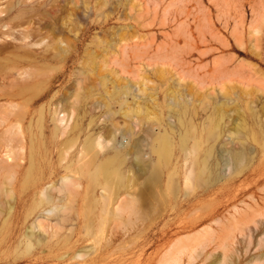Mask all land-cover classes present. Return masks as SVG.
I'll use <instances>...</instances> for the list:
<instances>
[{
  "label": "rangeland",
  "instance_id": "obj_1",
  "mask_svg": "<svg viewBox=\"0 0 264 264\" xmlns=\"http://www.w3.org/2000/svg\"><path fill=\"white\" fill-rule=\"evenodd\" d=\"M0 19V119L24 116L33 162L0 196L8 260L54 263L42 245L25 256L32 220L21 221L43 183L68 175L79 188L50 193L73 220L58 233L43 222L47 242L72 227V250L83 252L102 227L119 239L100 264H264V0H0ZM104 163L120 183L104 181ZM106 183L118 196L111 213L101 212Z\"/></svg>",
  "mask_w": 264,
  "mask_h": 264
},
{
  "label": "bare ground",
  "instance_id": "obj_2",
  "mask_svg": "<svg viewBox=\"0 0 264 264\" xmlns=\"http://www.w3.org/2000/svg\"><path fill=\"white\" fill-rule=\"evenodd\" d=\"M0 21H2V19H0ZM3 35H6V34L3 33ZM1 52H4V48H0V53ZM3 71H5V70H3ZM21 74L22 73H20V72L16 73L17 76H20ZM7 78H9V75H6V74H4V77H2V79H4V80ZM22 89H23L22 86H18V91H19L18 95L21 94ZM51 122L53 125V129L55 131H60V130H61V132L64 131L65 124H63V122H64L63 119H61L59 117V112L57 111V109H53V112L51 113ZM0 128L1 129L4 128V130L0 133V140L3 142L1 147H0V196L3 195V196H6L7 198L8 197L10 198V196L12 195V191H13L12 187H14V185L17 184L19 181H21L24 177L23 171L25 168L27 157H28V161H29V166L26 170V176H28L33 162H32V156L30 154V151L28 153V156L26 155L27 146H26V142H25L26 130H25V126H24V116L21 114H18L16 119H15V122L13 124L10 123V121L7 120L6 118H1L0 119ZM160 141H159V143H160ZM126 145H128L127 141H125L124 143L122 142L120 144V147L125 148ZM158 149H159V155L160 156L161 155L163 157L167 156L169 149H168V144L165 141V138L162 139V142H161L160 146H158ZM193 149L196 150V148H193ZM242 159H243L242 153H237L234 156H230V160L234 164L239 163ZM203 170H204V168L202 170H200L201 175L204 172ZM99 172L102 174L104 181H107L108 184L111 180H115L116 183H120L117 180V178H118L117 168H114L112 166V163L102 164L99 167ZM51 174H52V171L49 172L48 174L41 175L39 177V182L43 183L44 180H46V179L49 180V176H51ZM46 176H48V177L45 178ZM88 177L90 180L94 179V177H92L91 175H89ZM151 180L153 181V184L158 181L155 172L151 175ZM186 180H187L186 182L188 183V181L190 180L189 176L186 177ZM45 183L42 184L41 189L39 191L34 192V195L38 196V197H37V199L34 200L35 201L33 203L34 205H32L29 213H27V215L25 214L22 221H21L22 224H25L27 220H32L31 224L27 228V231L24 235V237H26V244H25V249H24L25 256L31 257L32 252L35 251V249H37V248L40 249V248H42V246H44L42 249H43V251L47 252V255L49 256V260H50V262H54L53 264H71L72 260L77 259V258H82L86 255L87 256L93 255V257L90 258V261H89L90 264H100L102 262H105V260L107 259L108 253L110 252V249L113 247L114 243L119 239V234L115 232V234L113 233V235L111 237L106 239V236L104 235V233L101 232V230H102L101 224H102V222H104L103 219H101V224H100L101 230L99 229V232H98L99 235L97 234V237L96 236L93 237L94 239L96 238L94 240V241H96V242H94V244L96 246L95 245L91 246V248L86 250V251H83V252L78 251V252H80V253H78V252H76V251L74 252L72 250L73 249V243L71 242V232H72L71 229H72V227H70L68 229V231L70 233H67L62 238L61 242H59L58 240H57V242L45 241V237H43V236L46 235V234H44L46 232H44L41 229V228H44V227H41L43 222L52 223V225L55 227L54 231L58 233L59 229L60 230L63 229L62 227H64L63 224L65 222L73 220V219H71V216H70L71 220H69L67 218V216L66 217L62 216V212L68 208H66L67 207L66 205L59 206L58 204H56L55 200H54L55 198L53 196H51L50 192L53 191V189H56L58 194H61V193L65 194V191H66L65 188H67L68 186H72V188H79V184L74 183L71 180V178L68 177V175H63L59 179V184H58L57 188H56V186H54L53 183L48 184L47 187H45ZM107 183H106V185H103L100 188V195H101L100 200L103 203V207L101 209L102 210L101 212L109 211L111 213V210H110L111 203H113L114 198L116 200L118 196H117V194H115L116 196L113 194V196H115V197L112 196V198H113L112 199L109 196L110 194L108 196L106 195L105 192H106V190H108ZM245 183H246V180L244 181L243 184H245ZM107 192H109V191H107ZM231 192L228 194V197L230 198V201L232 203H234V200L237 198V196L240 193H244L245 189L242 187L241 189L235 190L236 193H234V192L231 193ZM86 194H88V193L85 192V196H86ZM127 195L129 197V194H127ZM86 198H88V197H86ZM57 199L60 201L59 198H57ZM130 199H132V201H134L133 197H130ZM124 200L125 199L122 200V203L123 202L125 203ZM0 203L2 205V201ZM130 203H132V202H130ZM9 204L11 206V203H9ZM119 205L120 204L118 203V205L114 208V211L118 210V212H119V210H120ZM8 209H9V211L11 210L10 207ZM2 211H1V213H2ZM232 211H233V214L238 215V217H241L242 211H240L236 206H233ZM243 211H244V209H243ZM114 213L116 215V212H114ZM244 214H245V211H244ZM244 214H243V216H244ZM72 218H74V217H72ZM5 221H6V219H5ZM86 225L88 227H90L89 225H91V224L88 223ZM86 225L84 227L88 228ZM37 228H38V230L41 229L43 234L39 230L41 234L38 232L40 235L38 233H37L38 235H36L34 230ZM57 228H58V230H57ZM88 232H89V230H88ZM87 233H86V235H89L90 232L88 234ZM55 235H56V233H54V236ZM51 239H53V236L51 237ZM101 241H104L105 244L104 243L101 244ZM16 250H17V248L14 251L15 254L17 253ZM16 261H18V260H13V261L11 259L8 260V256L5 255V252L4 251L0 252V264H13ZM89 263H87V264H89ZM45 264H49V263H45ZM221 264H222V262H221Z\"/></svg>",
  "mask_w": 264,
  "mask_h": 264
}]
</instances>
